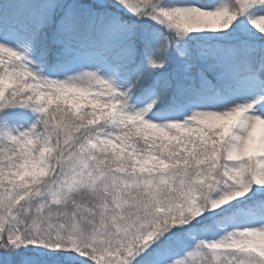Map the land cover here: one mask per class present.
<instances>
[{"label":"snow or ice","instance_id":"snow-or-ice-1","mask_svg":"<svg viewBox=\"0 0 264 264\" xmlns=\"http://www.w3.org/2000/svg\"><path fill=\"white\" fill-rule=\"evenodd\" d=\"M0 264H264V0H0Z\"/></svg>","mask_w":264,"mask_h":264}]
</instances>
